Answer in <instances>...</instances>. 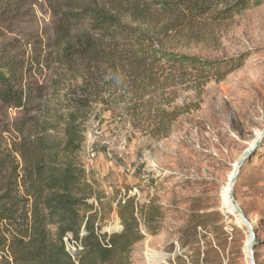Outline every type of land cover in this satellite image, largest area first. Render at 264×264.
<instances>
[{"label":"rangeland","instance_id":"obj_1","mask_svg":"<svg viewBox=\"0 0 264 264\" xmlns=\"http://www.w3.org/2000/svg\"><path fill=\"white\" fill-rule=\"evenodd\" d=\"M48 1L22 0L27 21L12 28L24 42L52 36ZM112 1L127 6V23L151 29L170 51L243 63L221 79L154 71L146 87L126 90L132 109L123 104L112 117L95 107L78 156L97 192L90 202L103 232L122 231L119 204L131 199L144 236L132 264H251L248 224L257 237L255 263L264 264V138L251 152L264 134V0H245L249 6L236 14L240 0H219L204 17L189 19L164 14L158 0ZM151 102L166 110L171 128L158 125ZM19 122L16 109L0 106L5 154ZM236 171L242 214L230 199L226 204Z\"/></svg>","mask_w":264,"mask_h":264},{"label":"trees","instance_id":"obj_2","mask_svg":"<svg viewBox=\"0 0 264 264\" xmlns=\"http://www.w3.org/2000/svg\"><path fill=\"white\" fill-rule=\"evenodd\" d=\"M158 2L164 14L189 19L204 17L219 0ZM48 3L52 36L24 42L12 26L27 21L25 4L0 0V106L20 115L18 139L6 154L0 148V264H132L133 247L144 238L137 206L131 199L120 203L122 231L103 232L90 202L97 192L78 156L87 120L97 105L112 117L123 104L132 109L126 90L146 87L151 72L221 79L243 62L170 51L151 29L124 20L128 8L121 1ZM249 4L240 0L233 13ZM113 87L124 93L110 92ZM149 107L159 126L171 128L166 110L152 102ZM65 238L78 244L76 251Z\"/></svg>","mask_w":264,"mask_h":264},{"label":"water","instance_id":"obj_3","mask_svg":"<svg viewBox=\"0 0 264 264\" xmlns=\"http://www.w3.org/2000/svg\"><path fill=\"white\" fill-rule=\"evenodd\" d=\"M264 138V134L258 139L255 147L251 150L254 151L256 149V147L259 145V143L262 141V139ZM237 177H238V171H236L232 177V180H231V186H230V190H229V199L231 201V203L233 204L234 208L240 212L242 214V209L241 207L239 206L238 202L235 200L234 198V184L237 180ZM248 224V223H247ZM248 228L249 230L251 231V239H250V244L248 245V253H249V258H250V263L251 264H256L255 263V256H254V250H255V243H256V234L255 232L253 231V228L250 224H248Z\"/></svg>","mask_w":264,"mask_h":264},{"label":"built area","instance_id":"obj_4","mask_svg":"<svg viewBox=\"0 0 264 264\" xmlns=\"http://www.w3.org/2000/svg\"><path fill=\"white\" fill-rule=\"evenodd\" d=\"M91 155L93 156V154H91ZM65 241H66L67 244H68V249H70L71 244H69V239H68V238H65ZM71 248H72L73 251H76V250H77L76 246H73V245H72Z\"/></svg>","mask_w":264,"mask_h":264},{"label":"clouds","instance_id":"obj_5","mask_svg":"<svg viewBox=\"0 0 264 264\" xmlns=\"http://www.w3.org/2000/svg\"><path fill=\"white\" fill-rule=\"evenodd\" d=\"M120 79H121V78H120L119 76H116V77H115V80H116L117 83L120 82Z\"/></svg>","mask_w":264,"mask_h":264},{"label":"bare ground","instance_id":"obj_6","mask_svg":"<svg viewBox=\"0 0 264 264\" xmlns=\"http://www.w3.org/2000/svg\"><path fill=\"white\" fill-rule=\"evenodd\" d=\"M231 186V184H230ZM226 204H229V198H227ZM248 244H250V239H248Z\"/></svg>","mask_w":264,"mask_h":264}]
</instances>
